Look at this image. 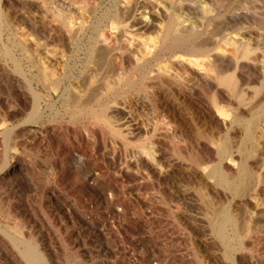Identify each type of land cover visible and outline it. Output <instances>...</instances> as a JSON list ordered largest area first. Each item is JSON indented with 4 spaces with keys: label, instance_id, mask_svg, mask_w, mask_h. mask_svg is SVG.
Here are the masks:
<instances>
[{
    "label": "bare ground",
    "instance_id": "6f19581e",
    "mask_svg": "<svg viewBox=\"0 0 264 264\" xmlns=\"http://www.w3.org/2000/svg\"><path fill=\"white\" fill-rule=\"evenodd\" d=\"M11 1L10 9L0 1V52L14 58L2 36L20 22L25 34L15 37L17 46L28 59H34L36 47L44 81L57 90L65 87L61 96L72 100V118L90 120L83 136L105 139L109 134L127 141L131 157L119 163L120 173L137 171L161 187L171 160H181L212 232L225 240L239 238L240 250L248 247V239L253 250L264 246L254 238L264 232V9L256 5L264 0H116L112 14L98 22L92 18L100 0ZM90 31L91 64L78 86L73 80L67 85L64 67L73 42ZM21 74L12 77L0 68V78L26 105L22 81L29 84L34 95L30 119L38 123L44 115L42 96ZM11 132L4 133L7 154ZM109 152L122 155L119 146ZM73 156L84 167L87 154ZM7 165L8 159L2 169ZM179 203L175 217L184 218ZM187 221L189 232L202 230L191 217ZM0 229L25 264H51L33 239ZM210 242L217 251V242ZM235 257L233 264L256 260L253 254Z\"/></svg>",
    "mask_w": 264,
    "mask_h": 264
},
{
    "label": "rangeland",
    "instance_id": "374dc122",
    "mask_svg": "<svg viewBox=\"0 0 264 264\" xmlns=\"http://www.w3.org/2000/svg\"><path fill=\"white\" fill-rule=\"evenodd\" d=\"M11 2L2 0L8 9ZM115 5L116 0H100L92 22L112 14ZM256 5L264 9L263 2ZM20 24L17 21L3 33L2 42L14 58L0 52V68L16 78L24 72L32 80V89L42 96L44 115L38 123L31 122L34 95L26 81L22 85L29 106L0 78L1 228L10 235L21 232L18 236L33 239L51 264H233V257L240 260L251 254L256 256L252 264H264V246L253 250L248 239V247L240 250L239 238L225 240L212 232L207 211L195 197L193 184L183 176L181 160H171L172 169L161 187L135 174L136 170L120 173L119 163L131 157L127 141L109 134L105 139L83 136V126L90 120L72 118L73 102L68 95L61 96L65 87L57 90L44 81L36 47L32 45L34 59H28L17 46L15 37L25 34ZM93 35L87 32L73 42L69 64L63 70L65 84L73 80L78 86L81 72L91 64L87 50ZM7 129H12L8 154L4 145ZM112 146H119L122 155H111ZM74 153L87 154L84 167L75 164ZM6 159L8 168L2 169ZM177 203L184 207V218L175 217ZM189 217L201 231L189 232ZM254 238L264 242V232L254 233ZM214 240L217 251L208 245ZM0 264H25L12 238L1 229Z\"/></svg>",
    "mask_w": 264,
    "mask_h": 264
}]
</instances>
